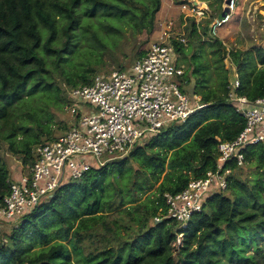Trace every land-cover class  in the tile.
Segmentation results:
<instances>
[{"label":"trees","instance_id":"16d2710c","mask_svg":"<svg viewBox=\"0 0 264 264\" xmlns=\"http://www.w3.org/2000/svg\"><path fill=\"white\" fill-rule=\"evenodd\" d=\"M114 1L0 0V122L7 123L8 108L21 99L27 85L29 93L43 82L52 84L44 75L45 55L54 56L56 63L67 60L80 26L81 6L85 14L114 10L125 15L127 1L139 2ZM220 5L210 9L211 17L221 13ZM159 9L160 0H150L140 16V26L148 34ZM187 29L184 43L173 42L178 62L182 57L186 63L178 78L186 86L194 80L192 96H199L205 106L182 122L144 134L127 154L91 167L82 177H64L51 194L11 223L8 232H0V264H264L262 143L241 150L244 163L255 168L254 178L235 179L233 171L242 165L232 159L224 165L231 169L226 187L213 192L185 228L178 229L175 221L163 217L164 194H176L189 181L215 172L217 138L233 140L245 125L227 100L228 70L221 42L201 41L193 19ZM58 31L62 38L55 46ZM145 50L136 51V58ZM229 59L240 80L239 94L249 100L263 97L264 49L231 50ZM118 69L126 67L119 63ZM95 71L78 73L75 79L68 78V84H90ZM180 89L186 92L183 86ZM18 128L24 137L17 143L14 126L3 137L10 151L21 157L22 171L16 177L29 171L38 145L55 139L46 127ZM10 181L0 157V204ZM178 234L182 243L174 249ZM250 247L253 253L247 254Z\"/></svg>","mask_w":264,"mask_h":264},{"label":"built area","instance_id":"2783aa9c","mask_svg":"<svg viewBox=\"0 0 264 264\" xmlns=\"http://www.w3.org/2000/svg\"><path fill=\"white\" fill-rule=\"evenodd\" d=\"M179 9L183 18L193 19L196 25L208 16L207 7L199 0H184ZM222 9H227L225 15L211 18L208 24L212 38L230 20L235 0H225ZM175 41L184 43L186 38L178 36ZM173 42L161 33L129 68L96 74L90 84L71 89V97L80 101L69 103L73 105L70 111L75 117L73 123L54 140L38 145L29 171L10 181L9 192L0 204V223H15L51 194L64 177H82L91 167L127 154L144 134L158 132L171 122H182L205 106L199 96L190 98L181 91L176 79L183 75L184 67L178 62ZM224 62L228 70L227 100L243 116L245 125L233 140L217 138L215 172L208 171L203 178L189 181L176 194H164L167 210L163 217L175 221L178 229L187 226L191 215L202 209L215 190L226 187V176L231 172L224 167L227 162L234 159L241 166L243 148L264 144V96L249 100L240 95V80L229 51ZM111 154L114 156L108 157ZM181 243L182 234H178L173 245Z\"/></svg>","mask_w":264,"mask_h":264},{"label":"rangeland","instance_id":"374dc122","mask_svg":"<svg viewBox=\"0 0 264 264\" xmlns=\"http://www.w3.org/2000/svg\"><path fill=\"white\" fill-rule=\"evenodd\" d=\"M135 1L139 2L125 3L128 8L125 15L114 10L110 13L98 10L93 14H85V7L81 6L79 8L80 26L76 28V37L67 54V60L63 59L60 63H56L54 56L45 55L44 75L48 81H52V84L43 82L29 93L26 92L29 88L27 85L21 94V99L12 102L8 108L7 123L0 122V157L8 168L11 180L16 179L22 171L21 157L18 153L10 151L8 141L3 139L4 135L8 133L11 126H14L16 131L13 141L17 143L24 137L23 132L18 128L22 124L35 131L38 125L46 127L51 131L53 138L63 134L65 131L61 130V127L70 126L75 119L74 114L70 112L73 105L69 103H80L71 97L70 92L73 87L68 84V78L75 79L76 74L93 69L96 70L93 75L106 74L118 69L119 63L125 65L127 69L137 59L136 51L147 49L161 33L166 34L172 41H175L178 36L188 39L186 32H188L187 26L191 18L190 21L182 19L183 13L179 9V4L184 0H160V9L154 17V28L149 34L140 26V16L150 7V0ZM199 1L207 7L208 13V16L200 19L196 25L201 41L218 40L225 52L235 49L248 50L256 46L264 49V0H235V10L230 20L219 29L216 38H212L208 30V24L213 18L210 15V9L217 8L220 3L222 9L225 0ZM117 3L120 4V2ZM61 38V33L58 31L55 46L59 45ZM179 63L183 67L186 65L182 57ZM176 80L186 89L185 94L192 98L191 89L194 87V80L191 79L189 86L182 85L179 78ZM43 138L45 137L41 139ZM112 156L114 154L108 157L112 158ZM254 171V166L246 162L233 171V177L242 180L252 179L255 176ZM9 228L10 224L0 223V232H8ZM173 247L176 249L179 246ZM246 253H253V248L250 247Z\"/></svg>","mask_w":264,"mask_h":264},{"label":"water","instance_id":"95a60500","mask_svg":"<svg viewBox=\"0 0 264 264\" xmlns=\"http://www.w3.org/2000/svg\"><path fill=\"white\" fill-rule=\"evenodd\" d=\"M226 2H228V0H226ZM227 12V9H222L221 13L218 15V17H223L225 15V13Z\"/></svg>","mask_w":264,"mask_h":264}]
</instances>
